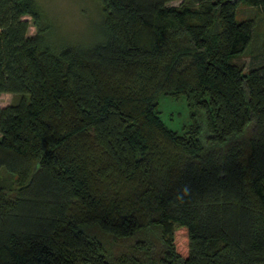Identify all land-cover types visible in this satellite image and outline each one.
I'll list each match as a JSON object with an SVG mask.
<instances>
[{
  "label": "trees",
  "instance_id": "trees-1",
  "mask_svg": "<svg viewBox=\"0 0 264 264\" xmlns=\"http://www.w3.org/2000/svg\"><path fill=\"white\" fill-rule=\"evenodd\" d=\"M96 1L80 48L0 0V264H264V33L231 61L254 31L236 5L264 0ZM159 95L183 97L178 131Z\"/></svg>",
  "mask_w": 264,
  "mask_h": 264
},
{
  "label": "rangeland",
  "instance_id": "rangeland-1",
  "mask_svg": "<svg viewBox=\"0 0 264 264\" xmlns=\"http://www.w3.org/2000/svg\"><path fill=\"white\" fill-rule=\"evenodd\" d=\"M34 2L50 22V28L45 31L47 40H51L56 45L74 44L80 48L91 46L101 40L102 19L96 0H34ZM178 2L179 0H173L167 4L175 5ZM22 18L28 21L26 33L33 34L35 28L29 17L22 16ZM235 19H251L254 25L251 43L242 54L231 60L242 70H246L261 60L258 50L264 33V11L239 3L235 7ZM10 100L9 93L0 94V106ZM157 108L161 122L170 129L178 131L189 120L183 97L159 95Z\"/></svg>",
  "mask_w": 264,
  "mask_h": 264
}]
</instances>
